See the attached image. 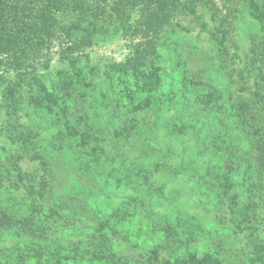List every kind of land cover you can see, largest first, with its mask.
<instances>
[{
	"label": "rangeland",
	"instance_id": "374dc122",
	"mask_svg": "<svg viewBox=\"0 0 264 264\" xmlns=\"http://www.w3.org/2000/svg\"><path fill=\"white\" fill-rule=\"evenodd\" d=\"M193 5L237 55L179 8L153 38L134 31V11L122 28L100 22L75 56L82 71L53 95L28 77L18 112L0 107L2 123L32 129L26 147L0 129V214L26 220L0 227V264H264V0ZM135 47L142 65L157 54L170 78L124 106L134 79L112 65ZM56 50L29 74L55 73ZM0 76L1 92L15 72ZM15 168L28 177L17 181Z\"/></svg>",
	"mask_w": 264,
	"mask_h": 264
},
{
	"label": "trees",
	"instance_id": "16d2710c",
	"mask_svg": "<svg viewBox=\"0 0 264 264\" xmlns=\"http://www.w3.org/2000/svg\"><path fill=\"white\" fill-rule=\"evenodd\" d=\"M176 8L198 20L200 29L210 41L217 46L228 43L235 49L237 55L239 49L235 40L225 36L217 37L209 28L204 16L197 13L193 0H0V70L2 73L15 72L14 80L9 82L5 91L0 92V107L4 108L6 113L18 112L20 105L18 90L31 92V88L25 85L28 77L38 89L42 88L43 92L53 95L55 90L63 87L65 78H70L72 73L81 72L84 62L76 61L75 56L93 44L94 37L105 25L104 22L100 25L101 21L116 20L122 28L129 21L130 15L137 11L140 17L133 22L134 31L142 33L147 38L151 35L153 38ZM101 17L104 18L100 19ZM54 47L57 48L58 59L63 65L67 62V67L62 65L53 73L48 72L49 68L45 65V72L41 75L29 74L26 68L30 62L43 54L48 55L50 49ZM133 53L134 55L125 58L123 63L112 65L118 74H130L134 79L133 90L125 94L124 106L143 92L158 91L162 76L170 78L157 54H154L153 62L142 65L138 61L144 57L141 49L135 47ZM141 66L144 69H141ZM91 70L94 69L91 67ZM0 129L8 133L10 142L19 147L31 144L32 129L26 125H5L0 119ZM14 171H17L16 179L19 182L23 181V177H28L20 169L15 168ZM28 192L32 194L33 187L28 188ZM237 213L238 216H242L241 218L248 217V214L241 210ZM24 223H26L24 219L18 220L7 213L0 214V227L15 229ZM109 229L113 233L117 232L115 229ZM141 258L142 264H170L152 256ZM106 259L112 264L121 263L114 255H108ZM174 264L205 263L195 257H188L176 260Z\"/></svg>",
	"mask_w": 264,
	"mask_h": 264
}]
</instances>
